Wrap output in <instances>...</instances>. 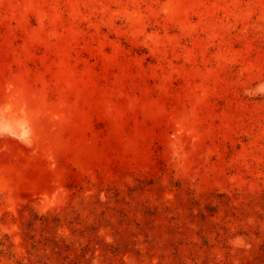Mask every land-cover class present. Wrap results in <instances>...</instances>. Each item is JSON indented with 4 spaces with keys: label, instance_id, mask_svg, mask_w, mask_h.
<instances>
[{
    "label": "rangeland",
    "instance_id": "rangeland-1",
    "mask_svg": "<svg viewBox=\"0 0 264 264\" xmlns=\"http://www.w3.org/2000/svg\"><path fill=\"white\" fill-rule=\"evenodd\" d=\"M0 264H264V0H0Z\"/></svg>",
    "mask_w": 264,
    "mask_h": 264
}]
</instances>
